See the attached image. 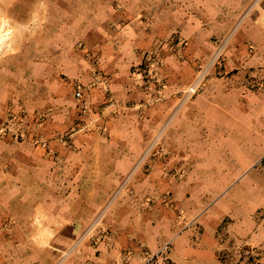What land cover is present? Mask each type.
Returning <instances> with one entry per match:
<instances>
[{
  "label": "crops",
  "instance_id": "1",
  "mask_svg": "<svg viewBox=\"0 0 264 264\" xmlns=\"http://www.w3.org/2000/svg\"><path fill=\"white\" fill-rule=\"evenodd\" d=\"M240 17L223 76L182 101L189 59ZM0 20L15 46L2 97L45 115L29 126L51 148L0 136V264H145L163 248L171 264L245 249L264 264V88L246 77L264 66V0H0ZM172 36L188 46H163L162 99L140 69Z\"/></svg>",
  "mask_w": 264,
  "mask_h": 264
},
{
  "label": "rangeland",
  "instance_id": "2",
  "mask_svg": "<svg viewBox=\"0 0 264 264\" xmlns=\"http://www.w3.org/2000/svg\"><path fill=\"white\" fill-rule=\"evenodd\" d=\"M243 18L244 17H240L233 23L231 28L228 30L226 37L217 43L215 49L210 54H208L205 59H189L197 66L195 77H199L201 79L199 90H201L203 85L210 79L223 76L221 71L223 66L222 68L219 66L224 63V59L226 58L225 54L229 49L230 42L232 38L238 33ZM13 33L14 29L11 28L9 23L5 20H0V84H3L5 79L3 68L4 64H6V61L8 60L6 58L9 55V52L15 49L14 43L12 41ZM164 45H167L169 50L174 51L182 56L183 52L187 49L188 41L184 38L172 36L168 42L160 43L157 49L147 54L149 55L147 62L140 69V71L143 73L141 75V86L146 91L156 94L158 95V98L162 99L165 97L163 90L166 88L168 83L167 79L162 74V69L165 65L163 59ZM246 77L249 87L264 88V66L252 67L248 69ZM195 94L187 96L185 93L182 101L187 100L192 96L194 97ZM2 95L3 93L0 91V136H6L10 134L15 138V140L19 142H31L34 145H39L46 150H50V139L38 136L36 131L30 127V122L33 123L32 125H34L37 121L38 124L45 122V115H43V113H39V115L36 113V118L31 117L27 109L23 107L19 108L12 106L10 103L6 102V99H3ZM36 119L37 121L35 122ZM30 134H33V136L30 137ZM161 145V140L157 139L151 144V146H149V148L145 151V154H143L140 160L135 163L133 170L125 178V185L130 180L141 176L140 171L145 167L146 163L151 158L157 157L160 151L162 152ZM239 254L241 263L237 262L234 264H242V262L243 264H251L250 256L254 255L251 250L245 249L239 252ZM257 262L258 261H256V263ZM168 264H171V262L168 261Z\"/></svg>",
  "mask_w": 264,
  "mask_h": 264
},
{
  "label": "built area",
  "instance_id": "3",
  "mask_svg": "<svg viewBox=\"0 0 264 264\" xmlns=\"http://www.w3.org/2000/svg\"><path fill=\"white\" fill-rule=\"evenodd\" d=\"M200 82H201V79L198 78L192 85H190V87L188 88V90L186 92V95L191 96V95L197 93L199 88H200ZM76 95H77V97H81L82 92L77 91ZM165 249L166 248H163L157 254H153V255L148 256V258L145 261V264H168L167 259L164 258Z\"/></svg>",
  "mask_w": 264,
  "mask_h": 264
}]
</instances>
